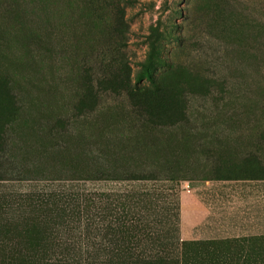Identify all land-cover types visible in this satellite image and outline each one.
I'll return each mask as SVG.
<instances>
[{"label":"rangeland","instance_id":"rangeland-1","mask_svg":"<svg viewBox=\"0 0 264 264\" xmlns=\"http://www.w3.org/2000/svg\"><path fill=\"white\" fill-rule=\"evenodd\" d=\"M262 135L264 0H0V264H41L40 202L63 189L83 228L127 196L111 212L153 255L180 239L185 182L225 177L242 147L264 168ZM98 170L129 180H68ZM102 231L85 258L113 249ZM180 242L186 264H264V238Z\"/></svg>","mask_w":264,"mask_h":264},{"label":"trees","instance_id":"trees-1","mask_svg":"<svg viewBox=\"0 0 264 264\" xmlns=\"http://www.w3.org/2000/svg\"><path fill=\"white\" fill-rule=\"evenodd\" d=\"M109 65V64H108ZM79 107L83 106V102L81 101L78 105ZM94 109V107L92 108ZM264 136V135H262ZM204 137V136H203ZM206 138V137H204ZM207 139V138H206ZM257 144V143H256ZM201 148V147H200ZM203 148V147H202ZM249 147H242L240 156L242 159H239L238 165L235 166L234 170L229 174H226L225 177H219L217 179H224V178H246V179H264V168H261L259 164L262 162L260 159L258 160V155H253V152L249 150ZM244 153V155H243ZM252 153V154H251ZM235 165L237 163H234ZM216 169V168H215ZM222 170V169H220ZM218 170V171H220ZM217 171V172H218ZM19 175L22 172H18ZM237 174L238 176H235ZM231 175V176H230ZM234 175V177L232 176ZM224 176V175H222ZM15 180V178H13ZM24 174L19 176L17 180H27ZM7 179H3L0 177V181H5ZM68 180H85V181H98V180H117V181H124L129 180L127 177H111L109 176V170H98L95 173L91 172L89 174H81L77 175L76 177L70 178ZM130 180H143V177L139 175H132ZM70 188V187H68ZM70 189H63L60 190L59 193H49L48 196L44 199H41L42 204L46 206V209L49 212L48 222L49 226L47 227V231H49V246L46 249H42L41 254L38 253L33 258V262H39L41 264H83L84 261H94L96 259H100L102 256H105V262L99 264H186L184 261V244L180 242V239L173 240L171 237L167 238V242L163 244V250L157 251L153 255H146L139 251L138 246L137 248L130 243H135L134 241H138L139 233L132 234L129 232L128 223L125 220V216L120 215L116 217L115 212L112 213V205L113 202H109V208H106L105 216H101L103 219L106 218V213L109 214V217L113 216L115 219L114 221H108L106 225H102V222H99L98 226H93V224L87 225L86 228H83L82 221L80 218L82 213V206L81 204L84 202V199L80 197L78 194L70 191ZM29 195V194H28ZM28 195H25L26 197ZM24 198V196H21ZM20 197V198H21ZM25 197V198H26ZM137 202L136 204H140V195H137ZM21 198V200H23ZM82 200V202H81ZM110 201V199H109ZM35 201V204L39 203ZM118 206H121L122 209H127L130 205L126 199L121 202L120 199L116 201ZM114 202V205H116ZM40 203L38 206L34 205L33 209L30 210L29 215L21 214L19 217L21 219H25V223L28 220H35L38 218L36 215L37 211L40 210ZM50 203L53 204V207L50 206ZM43 205V206H44ZM88 208V204L85 205ZM42 208V206H41ZM102 208V207H101ZM103 209V208H102ZM57 210V211H56ZM123 211V210H122ZM89 218V217H88ZM62 220V221H61ZM104 221V220H103ZM58 222V223H55ZM105 222V221H104ZM25 223H23L25 225ZM180 223V217H179ZM62 227L61 231L54 233V227ZM180 226V225H179ZM51 229L53 231L52 235H55V241H53V236L51 238ZM65 230V231H64ZM103 230V231H102ZM180 230V228H179ZM8 231L7 224H0V234L3 232ZM97 231V234L93 232ZM102 231L103 238L113 245V249H97V251L101 252H94L92 257L91 253H89V258H85V250L80 246H77L83 241H93L100 237L99 232ZM79 232V236L77 233ZM97 235V236H96ZM109 245V244H108ZM80 248V249H79ZM89 250V249H87ZM138 250V251H137ZM97 254V255H96Z\"/></svg>","mask_w":264,"mask_h":264},{"label":"crops","instance_id":"crops-1","mask_svg":"<svg viewBox=\"0 0 264 264\" xmlns=\"http://www.w3.org/2000/svg\"><path fill=\"white\" fill-rule=\"evenodd\" d=\"M180 203V239L211 243L264 238V179L191 181Z\"/></svg>","mask_w":264,"mask_h":264},{"label":"built area","instance_id":"built-area-1","mask_svg":"<svg viewBox=\"0 0 264 264\" xmlns=\"http://www.w3.org/2000/svg\"><path fill=\"white\" fill-rule=\"evenodd\" d=\"M184 189H185V191L190 192L191 189H192V184H191V182H185Z\"/></svg>","mask_w":264,"mask_h":264}]
</instances>
